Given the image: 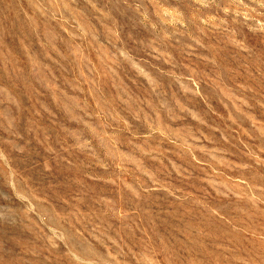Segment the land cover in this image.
Returning <instances> with one entry per match:
<instances>
[{"label":"rangeland","instance_id":"rangeland-1","mask_svg":"<svg viewBox=\"0 0 264 264\" xmlns=\"http://www.w3.org/2000/svg\"><path fill=\"white\" fill-rule=\"evenodd\" d=\"M0 264H264V0H0Z\"/></svg>","mask_w":264,"mask_h":264}]
</instances>
